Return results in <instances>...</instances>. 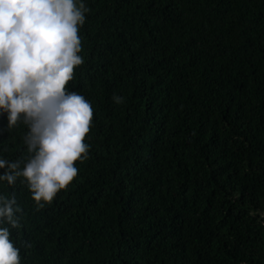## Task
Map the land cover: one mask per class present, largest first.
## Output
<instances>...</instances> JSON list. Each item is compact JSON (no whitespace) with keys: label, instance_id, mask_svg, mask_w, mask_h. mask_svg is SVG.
Returning <instances> with one entry per match:
<instances>
[{"label":"trees","instance_id":"trees-1","mask_svg":"<svg viewBox=\"0 0 264 264\" xmlns=\"http://www.w3.org/2000/svg\"><path fill=\"white\" fill-rule=\"evenodd\" d=\"M85 2L88 157L42 208L0 183L21 264H264V0ZM26 131L0 115V157Z\"/></svg>","mask_w":264,"mask_h":264},{"label":"clouds","instance_id":"clouds-1","mask_svg":"<svg viewBox=\"0 0 264 264\" xmlns=\"http://www.w3.org/2000/svg\"><path fill=\"white\" fill-rule=\"evenodd\" d=\"M88 11L85 0H0V115L9 130L26 126L29 153L24 161L0 157V183L19 179L38 208L73 181L75 163L88 157L92 107L66 88L83 63L79 30ZM20 213L15 196L0 193V264H21L12 238Z\"/></svg>","mask_w":264,"mask_h":264}]
</instances>
